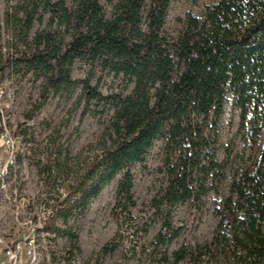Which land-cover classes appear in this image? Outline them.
Segmentation results:
<instances>
[{
	"label": "trees",
	"instance_id": "trees-1",
	"mask_svg": "<svg viewBox=\"0 0 264 264\" xmlns=\"http://www.w3.org/2000/svg\"><path fill=\"white\" fill-rule=\"evenodd\" d=\"M108 3L110 14L100 0H19L5 17L25 39L36 22L45 24L35 31L30 51L6 59L0 55L1 73L9 69L44 78L43 99L26 119L34 118L51 92H72L78 86L89 104L111 111L103 145L89 168L66 194L50 196L61 207L47 229L69 242L62 257L72 263L80 252L69 219L84 216L117 176L116 208L136 206L133 167L145 161L156 140H163L166 186L152 204V213L162 217L155 244L168 246L180 235L182 226L171 217L175 207L196 203L211 190L218 194L219 220L210 241L183 244L171 253L165 249L154 263L180 264L189 258L193 264H210L222 258L223 264H264V0H215L203 20L188 14L177 37L165 30L171 0ZM77 61L122 76L132 90L104 94L91 85V77L73 78ZM230 96L240 111L238 134L259 149L251 166L229 178L225 192L226 165L218 158L217 128ZM31 153L43 154V149L37 144ZM60 154L51 151L45 164L36 162L45 182L56 181ZM56 218L64 228L55 224ZM149 226L146 222L143 230ZM110 243L97 256L117 248Z\"/></svg>",
	"mask_w": 264,
	"mask_h": 264
},
{
	"label": "rangeland",
	"instance_id": "rangeland-1",
	"mask_svg": "<svg viewBox=\"0 0 264 264\" xmlns=\"http://www.w3.org/2000/svg\"><path fill=\"white\" fill-rule=\"evenodd\" d=\"M100 1L105 4L110 14L112 5L108 0ZM214 1L171 0L165 24L166 32L171 37H177L185 27L188 14L196 15L203 20L208 5ZM18 2L19 0H0V55L2 56L20 50L30 51L34 47L32 40L35 31L45 27L44 23L36 22L28 38H23L17 32L15 24H12V21L7 22L5 18L6 12L14 11L13 8ZM4 74L12 79V87L17 92L16 118L19 121L36 102L43 99L44 78L35 79L32 72L17 74L9 69H6ZM72 76L75 79L91 77V85H98L99 90L104 94L121 91L128 93L133 87V84L128 83L122 76H114L99 69L92 70L81 61L75 63ZM110 116L111 111L107 107L87 102L81 86L76 87L72 92H51L34 116L35 125L29 140L31 148H35L38 144L40 149H43V154L34 153L32 156L31 153L34 160L29 165L28 171L32 174V181L29 182L28 189L35 193L43 188L51 195H64L69 191L68 187H74L75 182L89 168L92 156L103 145L104 130ZM239 123L240 111L234 106L230 96L224 105V112L217 128L218 158L220 161H225L226 165L227 179L221 186L225 192H228L229 178L242 168L251 166L259 149L258 144L241 139L237 132ZM49 141L53 142V147L47 149ZM51 151L61 152L58 156L59 174L54 173L56 181L52 183L40 178L36 166L39 160L41 164H45L51 158H48ZM67 152L69 162L68 165H64ZM165 156L164 141L156 140L145 161L134 165L133 192L136 206L132 209L122 211L116 208L120 178L117 176L104 186L97 198L90 202L84 216L69 219L68 226L79 236L80 252L75 263L65 264H155L154 259L160 258L159 254L165 249L171 253L183 244L191 246L211 240L219 220L215 212L218 194L213 190L201 195L196 203L186 202L175 207L171 217L174 224L182 226L180 235L168 246L155 244V236L161 227L162 217L152 213V204L154 198H158L166 186ZM210 182L217 185L216 181L209 180L207 183ZM207 186L209 187L210 184ZM54 222L62 228L65 227L59 218ZM146 222H149L150 226L145 232L143 227ZM108 242H111V246L117 244V248L104 256H97ZM68 245L67 237L58 235L53 251L54 256H57L54 264H63V260L58 256L66 252ZM180 264H193V262L188 258ZM210 264H223L222 258Z\"/></svg>",
	"mask_w": 264,
	"mask_h": 264
},
{
	"label": "built area",
	"instance_id": "built-area-1",
	"mask_svg": "<svg viewBox=\"0 0 264 264\" xmlns=\"http://www.w3.org/2000/svg\"><path fill=\"white\" fill-rule=\"evenodd\" d=\"M16 100L12 79L0 72V264H54L58 235L47 226L61 205L46 189H28L35 119L18 121Z\"/></svg>",
	"mask_w": 264,
	"mask_h": 264
}]
</instances>
